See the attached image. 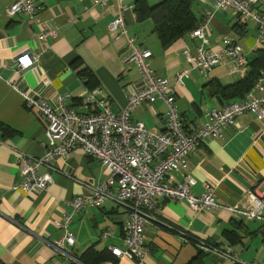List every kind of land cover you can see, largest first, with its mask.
<instances>
[{"label": "crops", "instance_id": "1", "mask_svg": "<svg viewBox=\"0 0 264 264\" xmlns=\"http://www.w3.org/2000/svg\"><path fill=\"white\" fill-rule=\"evenodd\" d=\"M146 1L153 6L162 0ZM35 2L39 20L57 27V37L47 43L36 39L38 28L28 15L9 17L6 9L11 0H0V264H56L64 260L53 247L64 233L56 221L70 209L74 198L89 192L85 183L98 185L108 177L98 159L76 148L53 161L56 170H50L52 182L46 189L12 191V184L20 180L17 154L41 156L47 140L46 122L36 110L24 105L22 96L7 80L43 96L53 107H58L59 97L64 96L66 106L84 112L88 88L78 70L86 68L109 97L112 110L119 112L127 102L124 87L140 83L138 68L122 61L127 52L126 38L114 37L108 28L119 3L125 6L127 33L135 37L136 44L151 51L155 74L175 87V104L188 131L206 122L212 109L229 103L210 93V81L233 84L244 78L248 68L242 70L232 58L224 57L207 73L190 70L182 77V84L176 85V74L189 66L186 51L195 55L200 44L191 37L192 30L164 48L154 32V20L137 19L136 0H106L104 5L97 0ZM195 3L199 23L207 9L212 11L204 49L219 50L223 39L230 37L241 47L247 62L257 49H264V40L257 42L254 20L242 19L231 8L214 9L211 0H195L192 5ZM259 9L264 11V0ZM26 49L37 54L38 62L18 73L10 64ZM248 93L259 97L264 90L254 85ZM166 109L162 100L145 102L131 111L129 120L142 121L150 130L160 131L165 127ZM236 121L237 126H226L221 136L203 140L190 152L186 169L169 170L176 181L189 182L195 194H201L206 183L214 184L220 208L194 211L185 201L157 198L158 207L151 213L154 220L145 228L146 255L139 262L111 254L109 246L123 247L122 232L128 215L116 201L106 199L100 206L80 210L69 224L75 236L73 258L91 264H234L214 253L200 252L196 242L200 239L221 249L230 248L240 259L264 264V221L227 209L235 205L249 210L250 191H264V124L248 112ZM94 251L101 252V257Z\"/></svg>", "mask_w": 264, "mask_h": 264}, {"label": "built area", "instance_id": "2", "mask_svg": "<svg viewBox=\"0 0 264 264\" xmlns=\"http://www.w3.org/2000/svg\"><path fill=\"white\" fill-rule=\"evenodd\" d=\"M104 5L106 0H97ZM262 0H211L214 9L231 8L242 19H252L257 23V42L264 40V11L259 9ZM39 6L35 0H11L6 14L13 17L24 13L38 28L35 37L39 42L47 43L57 37V27H50L37 17ZM125 6L119 3L108 28L114 37L126 38L127 52L122 57L124 63L135 65L140 74L138 86L124 87L127 102L123 109L115 113L109 97L100 87L88 90L84 97L85 111L80 112L65 105V97H59V106L53 107L47 99L30 90L21 89L14 81L7 83L23 98L24 105L36 110L46 122L44 134L47 144L41 156L25 153L17 154L20 166V180L12 184V191L23 193L46 189L52 182L50 170H56L53 161L80 148L86 155L98 159L108 172V177L98 185L85 183L87 194L79 195L70 203V209L63 212L58 227L64 229L63 236L53 243L57 255L64 260L56 264H68L73 258L71 246L75 243L74 234L68 229L74 216L87 206H100L106 199L116 201L127 212L128 218L123 226V247L109 246L110 252L117 258L123 257L139 262L144 260L145 228L154 217L157 198L185 201L194 211H214L221 206L216 201L214 184L206 183L201 194H195L187 181H176L169 174L171 168H187V157L203 140L221 136L228 125L237 126L236 118L245 113H253L264 124V95L259 97L248 93L238 101L214 108L209 119L202 125L188 131L175 104V87L166 78L158 77L151 66V51L135 43V37L127 33L123 11ZM212 18L211 9L204 12L202 21L190 32L192 38L200 41L195 55L186 51L189 63L176 74V85L182 84V77L192 69L209 72L224 57L232 58L244 70L248 62L235 39L225 37L219 50H206L208 28ZM38 62V56L26 49L18 53L10 64L18 73H22ZM255 87L264 90V72L255 83ZM162 100L165 111L163 130H150L142 121L129 120L131 111L145 102ZM264 129V128H263ZM46 171L40 172V168ZM251 209L243 210L235 205L227 209L248 219L264 221V191H250ZM184 236V233H182ZM197 245L204 252H211L234 264H263L257 260L246 261L230 248L221 249L198 239Z\"/></svg>", "mask_w": 264, "mask_h": 264}, {"label": "trees", "instance_id": "3", "mask_svg": "<svg viewBox=\"0 0 264 264\" xmlns=\"http://www.w3.org/2000/svg\"><path fill=\"white\" fill-rule=\"evenodd\" d=\"M194 1L195 0H162L153 6H149L146 0H136L134 11L138 20H143L148 17L154 20V32L162 47L165 48L198 25L201 19L192 8V3ZM262 72H264V49H257L255 51V56L248 61L246 75L242 80L229 85H223L217 81H210L208 85L209 91L210 93L218 94L220 98L230 103L231 100L242 98L250 91ZM78 74L81 76L88 90L97 87V80L88 69H79ZM202 251L203 250L200 248V252ZM94 252L99 254V256L101 255V252ZM68 264L91 263L79 258L77 262L70 261Z\"/></svg>", "mask_w": 264, "mask_h": 264}, {"label": "rangeland", "instance_id": "4", "mask_svg": "<svg viewBox=\"0 0 264 264\" xmlns=\"http://www.w3.org/2000/svg\"><path fill=\"white\" fill-rule=\"evenodd\" d=\"M195 5H196V3H195L194 5H192L193 10H195L196 7H197V6H195ZM195 11H196V10H195ZM195 11H194V12H195Z\"/></svg>", "mask_w": 264, "mask_h": 264}]
</instances>
